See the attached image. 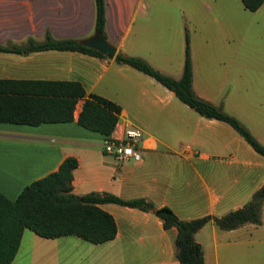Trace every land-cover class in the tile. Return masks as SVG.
Instances as JSON below:
<instances>
[{
  "label": "crops",
  "instance_id": "crops-1",
  "mask_svg": "<svg viewBox=\"0 0 264 264\" xmlns=\"http://www.w3.org/2000/svg\"><path fill=\"white\" fill-rule=\"evenodd\" d=\"M234 17L232 9L220 10V0H104V31L115 52L141 57L174 78L182 72L186 31L192 90L236 116L264 144V92L247 89L250 64L241 63L239 48L220 49V26L235 35ZM93 21V0H0V44L39 39L44 29L55 37L82 38L93 32ZM0 78L78 80L86 92L120 106L110 136L121 135L126 126L141 133L136 142L140 160H119L104 152V135L76 122L81 98L70 121L0 122V192L9 198L69 155L77 160L73 193L144 197L183 219L241 206L264 181V157L228 123L200 115L152 76L113 57L52 48L0 50ZM98 205L114 219L111 239L92 243L74 234L42 237L24 228L9 264H34L46 257L44 245L58 241L77 247L65 256L75 264H178L174 227L164 229L151 211L115 202ZM253 225L225 230L206 221L193 234L203 264H218L220 243Z\"/></svg>",
  "mask_w": 264,
  "mask_h": 264
},
{
  "label": "trees",
  "instance_id": "trees-1",
  "mask_svg": "<svg viewBox=\"0 0 264 264\" xmlns=\"http://www.w3.org/2000/svg\"><path fill=\"white\" fill-rule=\"evenodd\" d=\"M263 0H241L249 10ZM93 31L104 38V0H93ZM81 37H55L44 29L42 37L28 36L21 43L0 44V50L28 52L40 49L78 50L105 56L101 51L78 42ZM114 61L129 64L152 76L176 97L197 113L228 123L250 146L264 157V144L259 142L238 118L195 94L191 86V67L187 33H184L182 72L174 78L149 65L144 59L116 51ZM81 98L76 122L89 130L109 136L116 124L120 106L99 94L86 92L78 80L0 78V122L38 124L64 122L73 118L77 100ZM77 165L74 156H65L57 168L25 184L14 198L0 192V264L12 260L22 230L28 228L42 237L74 234L92 243L111 239L116 226L109 212L98 203L115 202L151 211L161 220L162 227L176 229L172 238L174 256L178 264H203L201 245L194 240V232L212 220L220 229H232L245 222H260L259 208L264 204V181L241 206L220 215L203 214L187 219L179 218L167 205H154L144 197L122 198L110 192L71 191L72 170Z\"/></svg>",
  "mask_w": 264,
  "mask_h": 264
},
{
  "label": "rangeland",
  "instance_id": "rangeland-1",
  "mask_svg": "<svg viewBox=\"0 0 264 264\" xmlns=\"http://www.w3.org/2000/svg\"><path fill=\"white\" fill-rule=\"evenodd\" d=\"M224 9L233 10L235 35L220 26V49L225 47L239 48L241 63L250 64V67L247 68L249 71H246V78L249 81L247 89H249L250 93H263L264 1L256 9L249 10L244 8L239 0H220V10ZM220 19H223L221 14ZM224 32L230 37L225 38ZM259 217L260 222L258 224L243 230L242 234L227 237L229 240L227 244L220 243L217 249L218 264H264V204L259 208ZM203 236L208 238L205 230ZM225 240L220 239L221 242ZM44 246L49 249L47 253L42 254L46 257L39 258L38 261L34 260V264H75L76 260L71 257L65 258V256H72V251L77 248L76 246L59 241ZM54 248L56 249L55 251L52 250ZM68 251L69 253L64 255ZM208 264H212V262Z\"/></svg>",
  "mask_w": 264,
  "mask_h": 264
},
{
  "label": "built area",
  "instance_id": "built-area-1",
  "mask_svg": "<svg viewBox=\"0 0 264 264\" xmlns=\"http://www.w3.org/2000/svg\"><path fill=\"white\" fill-rule=\"evenodd\" d=\"M140 129L136 126H126L119 136H106L102 139V149L106 153L114 155L119 160L131 158L140 160V152L136 142L140 138Z\"/></svg>",
  "mask_w": 264,
  "mask_h": 264
},
{
  "label": "water",
  "instance_id": "water-1",
  "mask_svg": "<svg viewBox=\"0 0 264 264\" xmlns=\"http://www.w3.org/2000/svg\"><path fill=\"white\" fill-rule=\"evenodd\" d=\"M78 42L101 51L107 57H113L115 53L114 45L98 31H93L91 34L80 38Z\"/></svg>",
  "mask_w": 264,
  "mask_h": 264
}]
</instances>
